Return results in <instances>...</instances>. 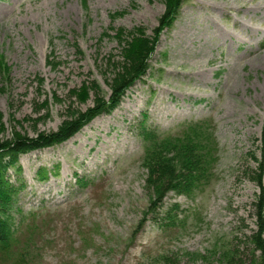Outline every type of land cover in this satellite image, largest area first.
Instances as JSON below:
<instances>
[{
	"label": "rangeland",
	"instance_id": "obj_1",
	"mask_svg": "<svg viewBox=\"0 0 264 264\" xmlns=\"http://www.w3.org/2000/svg\"><path fill=\"white\" fill-rule=\"evenodd\" d=\"M163 12L162 0H0V140L56 132L93 106L94 85L107 100L116 33L152 36ZM193 123L215 144L209 181L166 195L157 215L178 204L174 227L143 219L142 129L177 137ZM263 130L264 0H186L110 113L19 157L9 175L23 185L11 213L21 221L0 264H254Z\"/></svg>",
	"mask_w": 264,
	"mask_h": 264
},
{
	"label": "trees",
	"instance_id": "obj_2",
	"mask_svg": "<svg viewBox=\"0 0 264 264\" xmlns=\"http://www.w3.org/2000/svg\"><path fill=\"white\" fill-rule=\"evenodd\" d=\"M162 1L164 12L159 17L158 26L153 29L152 36H148L140 27L130 31L118 30L116 33L121 48V61L115 68L111 67L113 79L109 85L110 95L107 100L100 96V91L94 85L89 88L96 93L93 106L85 111L72 113L70 119L63 122L56 132L38 134L35 138L17 136L0 140V255L9 256L10 253H15L16 224L21 219L14 224L11 213L23 185L19 179H16V184L11 182L9 174L13 172L18 175L21 172L19 157L66 142L96 117L110 113L125 92L145 76L160 32L172 25L179 8L186 0ZM207 131L200 123L188 125L183 134L177 137L161 136L154 130L142 129V167L146 171V187L152 192L143 219L148 216L153 219L155 217L166 227H174L180 223L178 204H171L162 218H158L157 209L168 193L190 198L199 187L209 181L215 144ZM261 142L264 147V130ZM261 176L263 175L257 174L254 178L259 188L254 200L256 231L251 236L252 245L258 252L254 264H264V184ZM45 177V170L38 169L37 180L43 181ZM78 182L84 185L81 180ZM22 256L23 253H20L18 258ZM225 260L228 261L225 264H232L227 257Z\"/></svg>",
	"mask_w": 264,
	"mask_h": 264
},
{
	"label": "bare ground",
	"instance_id": "obj_3",
	"mask_svg": "<svg viewBox=\"0 0 264 264\" xmlns=\"http://www.w3.org/2000/svg\"><path fill=\"white\" fill-rule=\"evenodd\" d=\"M229 1H231V0H229Z\"/></svg>",
	"mask_w": 264,
	"mask_h": 264
}]
</instances>
